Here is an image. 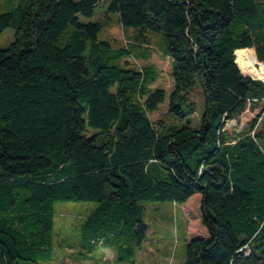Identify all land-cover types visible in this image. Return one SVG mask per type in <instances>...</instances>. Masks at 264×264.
Returning <instances> with one entry per match:
<instances>
[{"label": "trees", "instance_id": "16d2710c", "mask_svg": "<svg viewBox=\"0 0 264 264\" xmlns=\"http://www.w3.org/2000/svg\"><path fill=\"white\" fill-rule=\"evenodd\" d=\"M100 0H0V264H42L56 253L55 204L94 201L81 254L112 249L133 263L147 241L144 201L201 194L207 237L187 240L184 264H264V130L231 134L228 120L264 107V81L237 58L264 63V0H110L124 27L163 34L175 87L168 119L158 77L123 64L90 18ZM3 3V5H4ZM138 56V55H135ZM148 57V54H144ZM199 79L205 108L190 100Z\"/></svg>", "mask_w": 264, "mask_h": 264}, {"label": "rangeland", "instance_id": "374dc122", "mask_svg": "<svg viewBox=\"0 0 264 264\" xmlns=\"http://www.w3.org/2000/svg\"><path fill=\"white\" fill-rule=\"evenodd\" d=\"M109 1L100 0L93 16L81 19L85 23L104 24L100 40L109 41L112 47L106 51V55L122 47L131 49L133 55L123 58V64L127 62L129 67L137 70L151 66L157 71L158 77L150 86L164 88L167 100L150 116L154 122L168 119L171 114L168 97L174 90L175 83L173 61L166 54L164 36L148 28L142 31L138 27H124L118 21L117 13L108 12ZM3 3L0 12L9 7ZM14 33V28L9 27L0 34V48L10 45ZM248 51L251 55L257 56L253 48ZM148 53V57L143 56ZM189 96L196 106L190 118L193 124H197L205 108V96L198 78ZM256 118L258 130H264V107L261 105L252 109L249 105L242 114L228 120L226 128L233 135L239 134L248 131ZM98 204L94 201H60L55 204L56 253L53 260L42 264H184L186 241L208 236L206 228L201 223V194L193 195L185 204H176L172 201H144L142 205L145 208V221L149 226L148 238L142 249L137 252L133 263L119 262L116 252L112 249L95 248L92 253L83 256L80 246L81 226Z\"/></svg>", "mask_w": 264, "mask_h": 264}, {"label": "bare ground", "instance_id": "6f19581e", "mask_svg": "<svg viewBox=\"0 0 264 264\" xmlns=\"http://www.w3.org/2000/svg\"><path fill=\"white\" fill-rule=\"evenodd\" d=\"M244 75L264 80V63L250 54L248 50H242L236 61Z\"/></svg>", "mask_w": 264, "mask_h": 264}, {"label": "water", "instance_id": "95a60500", "mask_svg": "<svg viewBox=\"0 0 264 264\" xmlns=\"http://www.w3.org/2000/svg\"><path fill=\"white\" fill-rule=\"evenodd\" d=\"M244 76H250V75H244ZM252 77V76H251ZM253 79H259V78H254V77H252ZM260 80H262V79H260ZM262 81H264V80H262Z\"/></svg>", "mask_w": 264, "mask_h": 264}]
</instances>
